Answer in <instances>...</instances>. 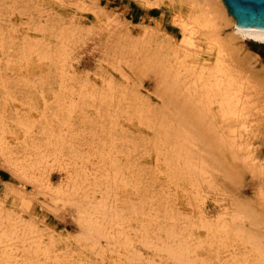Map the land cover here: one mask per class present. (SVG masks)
<instances>
[{"label":"rangeland","instance_id":"rangeland-1","mask_svg":"<svg viewBox=\"0 0 264 264\" xmlns=\"http://www.w3.org/2000/svg\"><path fill=\"white\" fill-rule=\"evenodd\" d=\"M189 2L0 0V79L6 81V87H0V135L4 136L9 146L6 152H0V222L3 224L0 234L9 230L13 233L12 252H18L22 260L15 264H178L156 249L153 244L159 240L153 238L151 228L152 233L140 230L138 221L129 216L130 219L129 214L125 213L129 206L139 205L144 193L143 186L149 195L154 196V201L158 194H163L169 200L171 207L168 209L178 218L176 227H180V232L176 228L177 233L190 243L197 263L234 264L226 263V259L234 253L233 247L203 244L208 235L201 226L203 218L216 224L221 215L228 219L225 222L231 228L242 229V233L257 241L255 243L264 251V42L238 37L232 23H220L217 34L230 57L228 60L247 80L245 96L248 104L239 119L221 117L215 107L201 124L192 117L193 106L186 100L188 95L183 83L174 91L166 89L163 92L166 81L161 85V72L144 65L140 55H131L127 51L128 40L142 38L143 31L152 34L153 40L179 44L182 38L179 21L188 17L192 1ZM206 44V40L201 41L202 47L205 48ZM186 54L183 61L188 68L208 63H204L207 51ZM110 88L112 90L109 91ZM107 94H111L110 97ZM103 97L105 101L101 100ZM137 109H142L144 119L138 116ZM65 112L72 113L70 120L69 117L63 119L65 122L67 120L66 123L61 119ZM55 114L58 119L54 117ZM162 117L174 128L180 119L188 120L190 129L187 130L193 138L190 145L185 147L190 149L194 163L197 162L204 176L207 173L205 178L203 173L202 176L197 175L198 186H192L186 175H180L173 181L166 177L164 166L159 167L164 154L160 153L161 156L157 153L163 151H156L152 143L160 133V129H157ZM100 120H105L106 125ZM109 120H112L111 123ZM19 122L28 127L29 135ZM49 126L55 130L56 136L61 135L59 137L64 139L65 146L61 145L63 156L61 153L58 157L59 149L54 151L53 157L51 148L58 145L51 138L45 151L47 155L51 154L48 161L31 166L23 153V142L43 144L45 138L40 132ZM112 136L121 140L127 136L132 141L135 152L129 160L124 156L123 140ZM98 151L104 155L103 160L98 158ZM157 157L159 161H156ZM111 159L115 167L110 168ZM104 161L106 165L102 166ZM129 162L134 166L127 168ZM74 166L81 172L93 171L89 177L96 174L95 179L99 178V182L93 181L94 187L86 183L77 197L71 196L69 191L66 193L65 187L70 173L67 174L64 167L72 172ZM102 167L105 169L102 170ZM130 170L143 173L141 188L133 186L135 180L130 181ZM102 180L105 182L103 188ZM129 181L132 185H126ZM97 203L106 206L104 213L108 220L105 224L112 227H106L110 232L105 236L93 237L97 247L91 250L84 245L89 239H84L82 211L89 212L90 207L94 208ZM116 211L125 223L114 216ZM108 213L111 215L108 216ZM93 215V219L98 217ZM110 216L116 220L113 221ZM234 217L235 223L231 220ZM170 223L167 228L172 225ZM160 235L161 241L163 235ZM41 241L43 244L40 245ZM126 241L131 243V247L126 248L122 244ZM41 246L49 250L48 258L41 253ZM242 246L237 244L234 247L237 253L247 255L251 252L248 244ZM131 255L134 257L132 261L129 258ZM216 255L219 259L215 258ZM245 264L255 263L249 256Z\"/></svg>","mask_w":264,"mask_h":264},{"label":"bare ground","instance_id":"bare-ground-1","mask_svg":"<svg viewBox=\"0 0 264 264\" xmlns=\"http://www.w3.org/2000/svg\"><path fill=\"white\" fill-rule=\"evenodd\" d=\"M189 1L190 2L192 1L191 3L189 2L190 3L189 12L190 13L188 14V17L186 19H181L179 21L180 27H181L180 30H181V34H182V38H183V39L181 38L179 44H178V42L169 43V42H162V40L161 41H159V40L158 41L157 40H153V38H152L153 35L152 34H150L147 31H143L142 38H139L136 41H134V40L131 41L130 39L129 40L126 39L129 42L128 45H127L128 46V50L127 51L128 52H131V53H129L131 55H140L141 61H142V63L144 65H146L147 67H152V68L158 69L161 72V78H160L161 79L160 80L161 85L166 81V85L163 88V92H165L166 89H171V91L172 90L174 91V89H176L177 87L179 88L180 84L183 83L184 90H185L186 94L188 95V97H187L186 100H187V102H189V104L191 103V105L193 106L192 117H194L196 119V123L201 124L202 122H204V120H205L204 118L208 114L211 115V113L213 112V110H214L215 107H217V109L221 113V117L222 116L223 117H226V118H230L231 117V118H233L235 120L236 119H239L243 115V112L245 110V107L248 104L247 99H246V96H245V89L248 87V83H247V80H245L244 77L241 75V72L239 70H237L235 67H233V65L229 62L228 59L230 57L228 58V53L226 51V48H225L223 42L220 40V37L217 34L218 33V26L222 22L232 23V25L234 26V32H235L236 36H238V37H249V38H252V39H254L256 41H259V42H264V29H250V28H241V27H238L236 25V22L233 19V17L231 15H228L227 9H226L225 5L223 4V1L222 0H189ZM126 34H128V33H126ZM205 40L207 41V44H206V47L204 48V47L201 46V41H205ZM122 42H123V40H122ZM124 44H126V43H124ZM204 44H205V42H204ZM42 48H44V47H42ZM46 50H48V49H46ZM204 51H207V54H206L207 57L204 58V63L205 62H208L207 64H203V65H201L199 67H195V68H193V67H189L188 68L184 64L185 63L183 61V59L185 57L184 55H188L186 53H190V52H193V53H197V52L198 53H203ZM209 62L211 63L210 66H208L210 64ZM2 79H4V78H2ZM183 85H182V87H183ZM1 86L3 88L6 87V81H5V79L0 81V87ZM110 90H112V88H110L109 91ZM106 93H108V91ZM86 95H83V96H86ZM107 95H109V94H107ZM110 95L107 96V97H110ZM89 96H90V94H89ZM105 96H106V94H104V97ZM91 98H93V94H92V97ZM105 99L106 98L101 99V100H104L105 101ZM98 100H99V98H98ZM91 101H93V100H91ZM71 103H74V102H70V104ZM108 105H109V103H108ZM71 107H72V105H71ZM99 107L100 106H98V109H99ZM67 108H68V106H67ZM145 109H146V107H145ZM71 110L73 111V109H71ZM141 110L142 109H137V112H138V116H140L141 118H143V112ZM67 111H69V110H67ZM135 111H136V109H135ZM70 113H67L66 114V112H65L66 115L63 114V118L60 116L61 119L63 120L64 118H68L70 116ZM101 113H102V111H101ZM179 115H180V118H181V114H179ZM54 117H57V119H58V115L57 114H55ZM72 117H73V115H72ZM102 118L104 119L105 117H102ZM102 118H100V119H102ZM1 120H2V118H1ZM69 120H70V117H69ZM185 120L186 119H184V118L180 119V122L182 123V125H180L181 123L178 122L177 125H175L176 127L174 128L173 125L169 121H167L166 119L163 118V120L161 121L162 123L159 122L160 123L159 124L160 125V128L157 129V130L160 129V133L158 135L156 134L157 137H156V139L154 140V142L152 144H153L154 149L156 151H159L161 149H162L161 151H163V152H157V153H159V154L160 153H163L164 154V156L160 154L161 156H163L164 160H163L162 165H160L159 167L164 166L165 172H166V177H168L169 179H172L174 181V179H176L178 176H180V175H186L187 177H189L192 186L195 187L196 185L198 186V184H199V183L197 184V181H196L197 178L196 177H197V175L200 176L203 173V170L201 168L197 167L198 164H197L196 161H195L196 163H194L193 158H192V155H191V152H189L190 149L188 150L185 147L187 144L190 145L189 144L190 143V140H192L191 138H193V137L190 136L191 133L187 130V128L190 129V126L188 127V125H187V121L188 120L187 121H185ZM63 121L65 122V120H63ZM101 121L102 120H100V123H101ZM104 121H102V122H104ZM109 121L108 122L111 123L112 120H109ZM221 121H223V120H221ZM66 122H67V120H66ZM137 122H138V120H137ZM19 123H21V125H22V122H19ZM88 123H90V122H88ZM64 125H66V124H64ZM105 125H106V123H105ZM67 126L69 127V125H67ZM102 126L104 127V125H102ZM191 126H192V123H191ZM22 127L24 128V130L27 132L28 135L31 133L30 130L28 129V127H26L24 125H22ZM107 127L109 128V126H107ZM105 130L107 131V129H105ZM244 130H247V128L244 129ZM2 132L3 131L1 130V133ZM115 132H117V130ZM40 133H41L40 135L43 138H45V141H44L43 144H36L35 141L34 142H31L29 144H27V142L26 143L23 142V145L25 147L22 150H24L23 153L28 158L27 160L30 162V165L31 166H36L38 164H42L43 162H47L48 161L47 158L51 154L50 155H47L45 153V151L48 148V141L51 138H54L55 144L58 145L55 148H53V147L51 148V151H53L52 152L53 153V157L55 156L54 155V151H58L60 149V153L58 152L59 153L58 154V157H60L59 155L62 153V151H61L62 149L61 148L63 147L62 144H64L63 143L64 142V139L62 137H59L61 135L56 136L55 130L52 129L50 126L49 127H44L43 129H41V132ZM109 134H111L110 131H109ZM113 134H114V132H113ZM111 135H108V136H111ZM96 136H97V134H96ZM112 138H115V137L112 136ZM112 138H111V141H112ZM128 138L126 136L125 137V140L122 139L124 145L121 143L124 146V152H125L124 153V156L126 157L127 160H129L130 159V156L135 152V147H132V145H131V142L132 141L130 142ZM31 139H32V137H31ZM104 139H105V137H104ZM115 139H117V138H115ZM33 140H31V141H33ZM117 140H121V139H117ZM130 140H131V138H130ZM12 141H15V140L13 139ZM102 141H103V138H102ZM109 141H110V138H109ZM113 141H114V139H113ZM116 142H118V141H116ZM99 143H100V141H99ZM14 144H16V143H14ZM61 145H62V147H61ZM103 145H105V144H103ZM103 145H100V146L103 147ZM108 145H111V144H108ZM119 145H120V143H119ZM20 146H22V145H20ZM64 146H65V144H64ZM94 146H96V145H94ZM112 146H110V148ZM192 147H194V146H192ZM8 149H9V146L4 141V136L0 135V152H2V153H3V151L6 152ZM96 149H98L97 146H96ZM114 149L117 150L116 147ZM191 149L193 150V149H196V148H191ZM73 150H75V149H73ZM113 150H112V152H113ZM75 151H77V150H75ZM95 151H97V150H95ZM117 151H119V149ZM117 151H116V153H118ZM107 152H105V153L107 154ZM119 152L121 153V151H119ZM69 153L71 154V147H70ZM97 153H99V151ZM55 154H57V153H55ZM73 154H75V153H72V155ZM110 154H112V153H110ZM62 156H63V153H62ZM74 156L77 157L78 155L75 154ZM74 156H72V157H74ZM97 156H99L98 158L100 160L101 159L103 160V158H104V155L101 154V153H99V155H97ZM109 156H111V155H109ZM75 159L76 160H79L77 158H75ZM81 160H82V158H81ZM52 161L54 162V159ZM156 161H159V158L158 157H157ZM56 162H58V161H56ZM100 162H102V161H100ZM200 162L202 163V161H200ZM74 163L76 164L77 162H74ZM100 164H102V163H100ZM98 165H96V166H98ZM104 165H106L105 164V161L102 164V166H104ZM114 165H115V162L113 161L110 164L109 167L111 168ZM76 166H74L75 169L72 170V172H71V169L70 168H68V167H64V168H65V171H66L67 174L70 173L69 176H68L67 185L65 186L66 187V190H67L66 193H68V191H69L70 192L69 194H71V196H76L77 197V196H79V193L82 192L80 189H82V187H84L86 183H88L89 186H91V185L93 186V183H94L93 181L94 180H97L98 181L99 178L98 179H95L96 178L95 172H94L95 175H93L94 177L93 176H90L89 177V175L93 171L90 173L89 171L84 170L82 168L84 170V172H81L80 169L79 170L78 169L76 170ZM132 166H134L133 163L129 162V165L127 166V168L128 167H132ZM94 167H95V164H94ZM106 167H108V166H106ZM157 168L158 167H156V169ZM104 169L105 168H103L102 170H104ZM93 170H94V168H93ZM140 170H136L135 172H134V170H130L132 172V173H130L131 174L130 177L132 178L130 181H132L133 179L135 180V183H133V186L135 185L136 186V189H137V187L141 188V185H142V183L144 181V176L142 175L143 173L141 174L139 172ZM147 170H149V169H147ZM117 171H118V169H117ZM96 172H97V170H96ZM114 173L115 172L113 171V174ZM160 173H162V172H160ZM147 174H149V173H147ZM206 174H205V176H206ZM114 175L116 176V174H114ZM100 176H102V175H100ZM105 176H107V175H105ZM203 176H204V173H203ZM205 176L203 178H205ZM200 179L202 180V178H200ZM103 180H102L101 187L104 185L103 184V182H104ZM134 180H133V182H134ZM130 181L129 182H126V185L127 184L129 185V183H131L130 185H132V182H130ZM98 182H95L96 185L98 184ZM47 183L49 184V182H47ZM99 184H101V181H100ZM192 186H191V188H192ZM103 187H105V186H103ZM107 187L108 186H106V188ZM95 188H96V186H95ZM143 189H144V193L142 194L143 196L139 193L142 196V200H141V202L139 201L140 202L139 205H137V206H135V205L134 206H129L130 209L127 208V210H126L125 213L129 214L128 217L130 216L131 218H133V219H135V220L138 221V224H140V227H139L140 230H143V231H146V232L147 231H150V233L153 232L152 235H153V238L154 239L160 241V239H159L160 236H161L160 233L163 235L162 236L163 237V240H161L160 242L159 241L158 242H155V244H153V245H155L156 249L158 251H161L163 253V255L167 259H170L171 262L178 263V264H204L203 262L197 263V261L195 260V258H193L194 255L191 253V245H190V243H187L186 241H184L185 240L184 237L183 236H180L182 234L178 235V233L180 232L179 231V228L180 227L179 228L176 227V225L178 223V218L175 217L176 215L173 213V211H171L170 209H168V208L171 207V206L169 207V205L171 204V203H169V200L166 199L163 194H160V195L158 194V195L155 196V201H154V196L149 195L147 193L148 192L147 189H145L144 186H143ZM107 190H109V189H107ZM56 191H57V189H56ZM136 192H137V190H136ZM57 193H58V191H57ZM163 193H165V192H163ZM104 197H105V200H106L107 199L106 196H104ZM101 201H102V198H101ZM102 202H104V199H103ZM105 203H107V202H105ZM100 204L101 203H99V204L97 203V206H95L94 208H93V206H91L90 207L91 210H89V212L88 211H82V213L84 215V230H85L84 231L85 232L84 233V239L86 241H87V239H89L87 241L88 243H84V245L87 246L88 248H90L91 250H93L94 247L95 248L97 247L96 246L97 243H95V239H94V241L92 240L93 237L94 236H97V237L105 236V234L108 232V228H111L112 227V226H107L106 225L107 224V220H108L107 217H106V215H105V213H104V209H105L106 206L103 205V204H101V205ZM114 210L115 209H113V212H114ZM111 211H112V209H111ZM111 211L109 210V212H111ZM117 211H116V215H114V216L115 217H118V220L119 221L124 222V221H122V219L120 220L119 217H121V216H120L119 212H117ZM93 214L97 215L98 217H96V218L100 219V221L98 219H96V218H94L95 219L94 220L93 219V216H94ZM107 215L109 216L111 214L108 213ZM220 216H218V219H217V223L216 224H213L212 222H209V221H204V218L202 219L201 226L203 228H205L206 231L208 232L207 240L205 241V239H204L203 244L206 243L207 246L216 245L218 247H223V248L233 247V250H234L233 252L234 253L231 254L226 259V263L227 262H231V263H234V264H245V262L248 260V257L250 256V257L253 258L255 264H264V253H263L264 251L260 250L261 247L259 248L258 243H255L257 241H255V242L252 241V239H250L248 237V235L246 236L244 233H242V231H241L242 229L240 230L238 227L231 228L225 222L228 219H224V217H222V216L220 217ZM235 217H237V216H235ZM235 217L233 219H231V220L234 221L235 220ZM110 218H111V216H110ZM111 219L113 220V218H111ZM223 219H224V221H223ZM79 220H80V218H79ZM115 220H113V221H115ZM170 221H171L172 225L169 226L170 228H167L168 222H170ZM233 221H231V223H233ZM105 222H106V224H105ZM117 223L118 222H116V224ZM234 223H235V221H234ZM119 224H122V223H119ZM2 225H3L2 222H0V229H2ZM233 226H235V225L233 224ZM106 227H108V228H106ZM149 228L152 229V232H151V230ZM176 228L179 231L178 233H177ZM191 228L192 227H190V229ZM182 231H183V229H182ZM1 232L2 233L0 234V264L6 263V262H8V263L12 262L13 264L21 262L22 260L19 259V258H21V257H19L20 254H17L18 252L16 254L12 252V248L11 247L14 244H12V242H11V239H13V237H12L11 234H13V233L10 232V230L9 231H1ZM109 232H110V230H109ZM186 232H188V231H186ZM183 234H184V232H183ZM189 235H191V234H189ZM144 237L146 238V236H144ZM141 238H143V237H141ZM189 238L191 239V236ZM146 239H144V240H146ZM151 239H152V237L149 238L148 241H150ZM13 242H14V239H13ZM15 242L18 243V241H16V240H15ZM200 242H201V240H200ZM236 242H238V243H236ZM39 244L40 245L43 244L42 241ZM122 244L126 248L131 247L130 246L131 243L129 241H126V242H124ZM237 244L243 245L242 247H244V245H247V244L249 245L251 252L249 253L248 250H247V252L249 253V254L247 253L248 257H247V255H245V253H239V252L237 253L236 252V250H235L234 247H236ZM199 245L201 246L202 244L199 243ZM17 246H18V244H17ZM41 248H42V246H41ZM39 250H40V247L38 246V251ZM41 250H42L41 253L48 258L49 250L47 248H42ZM16 251H19V250H16ZM216 251H217V249H216ZM211 255H212V253H211ZM39 256H41V255H39ZM33 257H35V256H33ZM163 257H162V259H163ZM129 258H130L131 261L134 259V257L132 255ZM215 258H218V255H216ZM219 262H221V260H219Z\"/></svg>","mask_w":264,"mask_h":264},{"label":"water","instance_id":"water-1","mask_svg":"<svg viewBox=\"0 0 264 264\" xmlns=\"http://www.w3.org/2000/svg\"><path fill=\"white\" fill-rule=\"evenodd\" d=\"M241 28L264 29V0H222Z\"/></svg>","mask_w":264,"mask_h":264}]
</instances>
